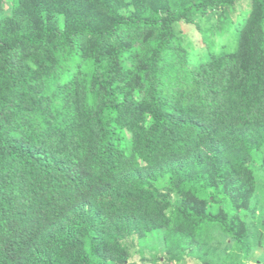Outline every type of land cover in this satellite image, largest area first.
<instances>
[{"label": "trees", "instance_id": "obj_1", "mask_svg": "<svg viewBox=\"0 0 264 264\" xmlns=\"http://www.w3.org/2000/svg\"><path fill=\"white\" fill-rule=\"evenodd\" d=\"M237 1L0 0V264L261 244L264 0Z\"/></svg>", "mask_w": 264, "mask_h": 264}, {"label": "rangeland", "instance_id": "obj_2", "mask_svg": "<svg viewBox=\"0 0 264 264\" xmlns=\"http://www.w3.org/2000/svg\"><path fill=\"white\" fill-rule=\"evenodd\" d=\"M249 4V0H239L235 2L234 7L231 9V15L235 20L236 14L241 10L245 9ZM226 46L229 49H232L236 45L235 34L228 33L223 37ZM256 175V193L254 196V203L256 204V214L258 218L264 219V175L261 171H255ZM264 233V225L260 227ZM207 239H211L212 243L209 241V244L206 245L210 255V261L214 263H221L222 260H225L226 263H240L242 264H264V235L262 237L261 244L259 246H253L247 253L245 250H237L236 246L232 247V240H230L227 235L220 229L219 226H211L204 235ZM151 240V238H149ZM145 243V242H144ZM148 246L151 247L154 243L147 242ZM233 245V244H232ZM232 247V248H231ZM214 253L215 256H211ZM228 253L229 256L227 259H223L225 254ZM200 264V263H199Z\"/></svg>", "mask_w": 264, "mask_h": 264}]
</instances>
